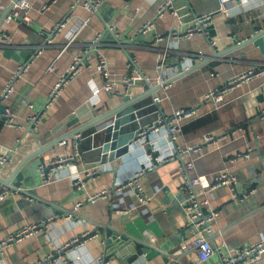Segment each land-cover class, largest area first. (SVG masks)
<instances>
[{
  "label": "crops",
  "instance_id": "1",
  "mask_svg": "<svg viewBox=\"0 0 264 264\" xmlns=\"http://www.w3.org/2000/svg\"><path fill=\"white\" fill-rule=\"evenodd\" d=\"M11 1L0 0V10L10 9ZM28 1L31 23L18 18L0 21V32L11 37L9 47L33 49L25 58L28 69L13 83L9 96L0 101L4 108L11 109L15 121V125L4 124L3 110L0 112V153L8 155L0 165V178L7 177L23 157L36 151L39 146L36 136L52 129L81 104L85 103L87 111L100 114L120 101L124 91L114 94L101 88V77L95 69L97 55L94 51L98 50L105 56L111 76L115 78L128 70L129 57H132L154 84L158 74L156 63L162 52L165 65H180L177 72L183 70L181 66L190 69L156 90L157 111L168 115L177 107L198 106L199 115L183 125L177 141L180 145H199L190 154L193 159L190 175H199L204 184H209L215 173L223 170L236 179L230 183L232 189L230 184L204 192L200 186L196 187L200 196L208 198L210 207L220 212L210 232H205L215 250L205 260L197 261L194 245L174 253L183 243L197 238L187 224L188 217L182 207L185 193L180 188L178 165L183 158L175 155L142 174L141 184L150 196L147 203H139L132 192L130 179L150 162L148 153L161 156L173 149L162 131L149 132L140 143L132 138L125 152L103 162L85 161V154L77 148L78 157L55 167L50 171L49 180L42 182L37 169L40 157L41 161L48 162L70 153L76 146V139H63L39 155H33L25 164L32 172L25 185L34 189L35 194L29 197L21 192L11 193L0 202V239L26 222L53 216L48 225L34 235L6 246L0 264H38L85 232L96 235L63 249L50 264H221L222 257L230 251L248 247L264 235V115L259 112L264 107V75L251 76L226 87L223 100L217 106L203 99L208 89L226 86L230 77L249 66L264 67V52L252 42L219 56L230 45L264 28V2L227 0L229 8L223 12L218 0H174L178 16L167 13L155 18L162 0H105L97 13L81 5L71 7L74 0ZM41 2H49V7L40 10ZM207 12L211 13L209 36L193 33L173 42L153 41V33H164L173 26L183 30L194 15ZM65 15H69V19L55 28L54 24ZM147 18H154L153 29L138 34L137 27ZM103 21L114 22L118 35L104 31L94 51L85 53V65L62 87L51 104L45 106L59 74L71 63L73 55L88 45L102 28ZM72 37L71 44L63 50L62 46ZM5 48L0 46V94L12 71L21 63L12 55L4 54ZM51 62L56 69L49 71L47 66ZM96 87L100 90L94 94ZM146 87L148 85L133 86L128 94H137ZM30 114L39 116L32 129L27 118ZM230 129H236L235 134H228ZM207 133L227 135L217 145H206L202 139ZM249 148L248 157H238ZM80 166H96L98 172L87 180L82 190H76L72 175ZM102 188L107 189L105 197L83 200L73 211L78 199ZM250 189L254 192L243 205L232 197L233 192L237 195ZM108 229H115L118 235L112 238ZM121 234L129 237L122 245ZM138 242L146 246L147 253L136 252ZM150 245L161 251L152 255ZM248 264H264V252L258 260Z\"/></svg>",
  "mask_w": 264,
  "mask_h": 264
},
{
  "label": "built area",
  "instance_id": "2",
  "mask_svg": "<svg viewBox=\"0 0 264 264\" xmlns=\"http://www.w3.org/2000/svg\"><path fill=\"white\" fill-rule=\"evenodd\" d=\"M105 0H74L71 3V7H75L77 5H81L86 7L91 13H97L98 8L101 3ZM219 1V9L223 12L228 11V5L226 3L227 0H218ZM264 0H255V3H262ZM10 9L3 17V20L10 21L12 19H20L25 23H31L32 18L29 15L30 2L28 0H12L10 3ZM1 7V5H0ZM49 7V2H41L39 9L44 10ZM171 14L172 16H178L177 7L174 4V0H162L157 7V11L155 14V18L163 17L165 14ZM69 19V15H65L63 19L56 22L54 24L55 28H60L64 25V23ZM211 24V13H203L200 15H194L193 21L189 23L183 30L177 29L176 26L170 27L166 32L161 33H153L152 39L155 43L160 41H168L173 42L177 39H183L190 37L193 33H201L208 35V27ZM154 27V18L145 19L136 29L138 34H144L151 31ZM111 32L114 36L118 35L117 27L114 22L103 21V26L101 29L97 30L94 34V37L91 41L83 47L79 53L74 54L71 63L68 67L59 74L58 78L52 85L45 106H49L51 102L55 99L58 92L62 89V87L67 84L69 79L77 72L79 69L85 65L84 55L89 50L95 49V46L100 43V37L104 33V31ZM73 37L66 42L62 49H66L69 44H71ZM211 44L214 43V40L210 38ZM11 37L8 33L2 31L0 32V46L9 47L11 45ZM97 55V61L95 65V69L97 73L101 77V88L110 93H120L128 94V91L133 86H143V85H151V80L149 77L137 66L135 59L129 57V66L128 70L121 74L119 77L115 78L111 76V73L108 69V63L105 56L100 53L98 50H95ZM163 52L161 58L156 63V69H158V74L155 77V83H160L164 79L173 75L172 73H177V69H179L180 65H165L163 61ZM29 63L28 61H24L19 63L15 69L11 73V77L3 91L0 94V101L6 99L10 92L13 89V83L19 79L23 73L28 69ZM181 68L186 69V67L181 66ZM180 68V69H181ZM56 69V65L54 62H51L47 66V70L52 71ZM179 72V71H178ZM264 75V67L259 66H249L246 70L241 73L235 74L227 81L226 86L224 87H214L208 89L203 94V99H209L213 105L217 106L223 100V94L226 87H230L234 84H238L240 81H245L249 79L251 76H261ZM166 85V84H165ZM100 90L99 87L94 88L93 93H97ZM155 99L158 100V97L155 96ZM31 106V104H29ZM262 115H264V107L259 111ZM3 123L15 125V121L13 118V113L11 109L5 107L3 109ZM199 115V107L198 106H190V107H177L174 108L170 114L165 115L162 112L157 114V118L147 123L143 126H140L134 131L133 140L137 143H140L146 139V136L149 132L162 131L163 134L170 139L171 146H173L172 151L165 155H153L148 153L150 158V162L145 166L141 167L137 170L136 174L130 179V183L132 186V192L135 196V199L139 203H147L150 199L149 194L146 192L144 187L141 184L140 177L147 170L152 169L157 164L164 162L168 159H172L175 155H179L183 158V161L178 165V174L180 178V188L185 193V198L182 203V207L185 210L188 217V226L193 230L194 233L197 234V238L192 241H188L183 243L179 249L174 251V253H180L183 250H186L190 246L194 245L196 247V260L203 261L208 258L213 251L215 250L214 245L210 242V240L206 237L205 232H210V228L212 223H215L220 218V212L216 208L210 207L208 198L203 195L200 196L199 192H197L196 187L200 186V190L202 192L206 191L209 188H215L223 184H232L236 177L235 175L229 173L228 171H218L215 173L213 180L209 184H204L202 177L199 175H190L189 171L193 168V159L190 154L195 152L199 145L195 143H184L180 145L177 141L179 136L181 135L183 125L195 119ZM38 114H30L28 115V119L30 121L38 120ZM236 129H230L228 134H235ZM227 133L214 135L212 133H207L203 136L202 142L206 145H217L220 143L223 137H225ZM249 149L242 155L244 157H248ZM78 149L74 146L73 150L70 153H67L64 156L51 159L48 162L40 161L37 164V169L39 171L41 181H48L50 178V171L55 167L63 164L64 162H68L75 157H78ZM8 155L5 153H0V165L5 163ZM187 157V158H184ZM233 160V159H232ZM97 167L96 166H80L72 175V184L76 190H82L88 179H91L97 175ZM229 185L232 189V185ZM20 191L17 189L10 188L6 184L2 183L0 180V202L4 200V198L9 194H19ZM254 192V189H250L245 193L242 192L240 194L232 193V197L236 199L239 205H243L248 199L249 195ZM107 195V189L102 188L96 192L87 194L84 198L78 199L73 205V211L76 210L79 205L83 202V200H94L96 197L101 196L105 197ZM53 218V216H45L38 220H33L30 222H26L13 231L6 234L4 237L0 239V256L5 255L4 249L6 246L11 243L18 242L26 237L34 235L39 230L43 229L48 225L49 219ZM96 233H88L85 232L79 238H75L66 242L61 248L57 249L55 254L49 255L45 260L39 262L38 264H50V260H53L54 256H59L60 252L65 248L74 247V245L82 243L83 240H86L90 236H95ZM264 252V235L261 236L257 241L252 243L250 246L236 249L230 251L226 256L222 257L221 264H248L252 261L258 260L261 254ZM103 261V259H100ZM194 264V263H189Z\"/></svg>",
  "mask_w": 264,
  "mask_h": 264
},
{
  "label": "water",
  "instance_id": "3",
  "mask_svg": "<svg viewBox=\"0 0 264 264\" xmlns=\"http://www.w3.org/2000/svg\"><path fill=\"white\" fill-rule=\"evenodd\" d=\"M8 11L9 9L0 10V21ZM250 42L257 46L260 51L264 52V28L253 32L241 42L230 45L231 47L224 52H220L219 56ZM32 52L33 49L29 48L15 50L14 48L6 47L4 49V54L12 55L21 63L24 62L25 58L29 54H32ZM189 70L184 69L179 71L160 83L149 85L137 94H123L120 96V101L116 105L100 114H93L87 111L85 109V103L81 104L62 120L58 121L52 129L42 134L40 137L36 136L39 143L36 151L23 157L7 177L4 179L0 178L1 182L10 188L17 189L24 195L29 197L33 196L35 190L25 185V180H29L32 175L29 168L30 166H26L25 164L30 161L33 155H39L47 147L66 138L76 139L77 148L86 156L84 157L85 161L103 162L105 159H111L115 155L125 152L128 149L130 140L134 136V131L140 126L150 123L157 118L159 100L154 98L157 96L156 90ZM3 109L4 105L0 103V112ZM147 112H149V115H146ZM34 122V120L30 121V129H32ZM25 166L27 167L26 169H24ZM107 233L112 238L118 235L115 229H108ZM126 238L129 237L121 234V245L125 243V240L127 241ZM107 241L109 243V239H107ZM141 246L142 244L138 242L136 245V252L147 253L148 249L146 246ZM151 249L153 250V252H151L152 255L161 251L160 249H153L152 246Z\"/></svg>",
  "mask_w": 264,
  "mask_h": 264
},
{
  "label": "rangeland",
  "instance_id": "4",
  "mask_svg": "<svg viewBox=\"0 0 264 264\" xmlns=\"http://www.w3.org/2000/svg\"><path fill=\"white\" fill-rule=\"evenodd\" d=\"M101 6H102V5H101ZM101 6H99V8H98L99 11H101V10H100ZM103 14H104V13H103ZM105 17H107V15H105ZM134 89H135V87L133 88V90H134Z\"/></svg>",
  "mask_w": 264,
  "mask_h": 264
},
{
  "label": "trees",
  "instance_id": "5",
  "mask_svg": "<svg viewBox=\"0 0 264 264\" xmlns=\"http://www.w3.org/2000/svg\"><path fill=\"white\" fill-rule=\"evenodd\" d=\"M196 118H197V117H196ZM196 118H195V119H196ZM195 122H198V120H196ZM0 125H1V124H0Z\"/></svg>",
  "mask_w": 264,
  "mask_h": 264
}]
</instances>
